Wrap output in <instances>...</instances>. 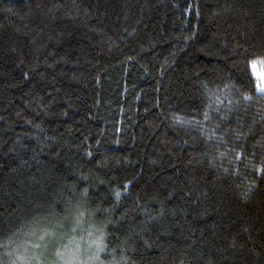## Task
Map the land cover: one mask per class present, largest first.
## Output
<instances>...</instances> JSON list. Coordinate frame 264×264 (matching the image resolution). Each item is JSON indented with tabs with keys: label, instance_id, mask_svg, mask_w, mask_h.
I'll return each instance as SVG.
<instances>
[{
	"label": "trees",
	"instance_id": "1",
	"mask_svg": "<svg viewBox=\"0 0 264 264\" xmlns=\"http://www.w3.org/2000/svg\"><path fill=\"white\" fill-rule=\"evenodd\" d=\"M264 0H0V264H264Z\"/></svg>",
	"mask_w": 264,
	"mask_h": 264
},
{
	"label": "rangeland",
	"instance_id": "2",
	"mask_svg": "<svg viewBox=\"0 0 264 264\" xmlns=\"http://www.w3.org/2000/svg\"><path fill=\"white\" fill-rule=\"evenodd\" d=\"M262 66H263V61L259 60L258 62L255 63V67H253V72L257 79L258 84L263 81Z\"/></svg>",
	"mask_w": 264,
	"mask_h": 264
},
{
	"label": "snow or ice",
	"instance_id": "3",
	"mask_svg": "<svg viewBox=\"0 0 264 264\" xmlns=\"http://www.w3.org/2000/svg\"><path fill=\"white\" fill-rule=\"evenodd\" d=\"M253 67H255V64L253 65ZM258 91L264 93V81H262L261 83H259L257 85Z\"/></svg>",
	"mask_w": 264,
	"mask_h": 264
}]
</instances>
